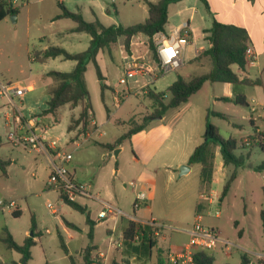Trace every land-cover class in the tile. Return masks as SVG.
Returning <instances> with one entry per match:
<instances>
[{
  "label": "rangeland",
  "instance_id": "1",
  "mask_svg": "<svg viewBox=\"0 0 264 264\" xmlns=\"http://www.w3.org/2000/svg\"><path fill=\"white\" fill-rule=\"evenodd\" d=\"M57 1L62 3L69 12L79 13L85 21L93 22L95 18H100L105 26L127 27L142 23L147 16L140 12L135 0H12V8L17 10L14 14L15 21L11 20V16H7L0 22V84L17 83L21 87L33 88V91L26 92L19 100L21 105H18V108L25 116L29 115V111H35L36 113L33 114H37L46 107L48 91L56 82L53 78L47 77L45 72H68L74 65V62L64 61L61 58L48 60L43 64L34 62L31 58L42 49L51 46L63 48L69 53H79L84 51L89 43L88 35L68 32L74 27L71 20L55 19L60 13ZM195 2L197 3L194 9L200 5V12L192 14L194 20L191 22L197 27L201 26L199 17L205 8L197 0ZM101 8L109 9V14L98 16ZM91 10L96 16H93ZM193 11V7L187 5L180 17L188 19ZM170 18L164 27L166 31L178 20V17L173 14ZM139 40L144 42V37L138 35L132 42ZM187 41L183 42V64L180 68L167 74L154 72L149 75L147 73L137 75L145 77L133 78L125 75L120 68L117 44L112 45L109 52L100 51L96 62L104 78L105 88H100L92 63L87 64L84 73L92 120L95 125L92 124L91 127L90 120L85 134L81 132L80 127H74L68 131L67 127L72 123L71 120L78 116V108L69 106L61 107L55 116L42 115L39 124L49 129L48 135L51 138L58 139L59 150L71 155L72 159L66 168L70 172L74 170V178L88 188L92 197L122 212V227H125L128 216L133 217V214H137L146 217L151 213L157 222L172 230L189 228L197 217L201 226L214 229L218 238L227 241V244L224 246L217 242L215 248L208 251L213 257L212 264H239L240 255L246 251L239 243V231L234 221L241 218L244 205H247L248 219L242 226L250 233L251 247L248 249L251 253L246 254L252 264H258L256 256L252 253L264 250V231H262L260 216V212L264 213V190L261 189L264 184L252 180L250 195L239 187L237 190L232 187L219 201L222 187L234 167L226 166V172L224 171L225 175H223L218 166L219 162H222L218 152L215 159L214 181L209 189L204 188L199 182L198 165H192L191 169L183 175H180V167L185 165L188 154L192 153L190 152L192 145H199L202 141L206 114L212 112L225 115L222 119L209 114L208 121L217 128L222 138L241 141L235 154L245 156L248 153L249 158L245 164L250 163L255 166L264 161V152L259 145L252 143L251 138L255 134V129L247 120L251 114L250 109L256 107L257 97L262 95L264 89L244 87L248 92L249 107L247 108L219 101L223 85L205 82L178 108L168 109L162 121L150 119L153 120L152 126L166 125L172 127L174 132L172 138L162 145L148 168L137 163V156L127 139L121 141L119 146L111 151L101 146V144H113L132 126L141 124L143 118L153 116L155 104L142 90L146 81H150L148 87L151 91L155 87L156 92H166L177 77L188 80L191 76L208 71L207 63L199 66L190 62L193 58L191 45ZM138 47L140 54L145 57V61L154 71L156 66L151 61L152 56L150 57L147 47L144 45ZM258 51L257 65L253 68L249 67L247 74L261 76L264 79V40L260 41ZM232 69L236 70V67L232 66ZM152 76H157L154 84H151L154 80ZM135 79L137 83H134ZM168 98V96L165 98V103ZM251 98H254L253 103ZM253 116L255 117V114ZM3 122L0 116L2 141V134L12 130V126L5 127ZM235 124H239V128ZM256 124L264 130V124L258 120ZM94 127L97 130H94ZM170 145L174 148L173 153L162 158L163 151ZM115 151H117L116 156L113 154ZM0 159L9 162L5 169L7 176L0 171V200L13 201L16 208L17 205L21 208V216L18 218L12 219L9 213L3 212L4 219L9 221V226L13 228L14 234H17V239L24 235L28 226L31 228L30 217L33 216L34 219L38 236L35 247L31 250L32 259L29 264H46V262L70 264L59 246L58 234L63 237L64 244L76 264H83V250L88 245L94 247L92 256H95L96 252L107 251L106 231L112 223L110 218L101 221L96 219V213L99 210L97 202L87 199L76 200L75 202L85 209L84 213L75 211L61 202L57 193L45 186L46 160L34 153L11 147L4 142L0 146ZM55 162L59 163L58 160ZM238 171L243 177L247 168L240 167ZM141 173L154 179V184L146 187V184L140 182L138 177ZM142 191L147 195L151 192L152 198L134 211L133 202L136 193ZM240 196H244L245 202ZM48 202L58 210L55 215L46 208ZM87 218L94 223L91 241L88 238ZM66 223L73 225L74 228L67 226ZM46 230L49 233H46ZM30 232L31 229H29V235ZM161 237H167L163 242L165 250L168 248L166 245L168 243L187 241L186 235L176 231H167L156 240H161ZM0 250L3 251V256L0 257L2 264H13L11 261L20 257L16 252L6 249L2 243H0ZM133 256L135 259H129V263L139 264L138 261L141 258L136 254Z\"/></svg>",
  "mask_w": 264,
  "mask_h": 264
},
{
  "label": "trees",
  "instance_id": "2",
  "mask_svg": "<svg viewBox=\"0 0 264 264\" xmlns=\"http://www.w3.org/2000/svg\"><path fill=\"white\" fill-rule=\"evenodd\" d=\"M181 0H158L156 3L147 2V18L142 23H136L131 26L122 27L119 25L104 26L97 20L87 22L79 13L69 12L62 3L57 1V7L60 13L55 19H69L74 23L69 33H84L89 36V43L87 48L79 53H69L63 48L51 46L47 47L38 54L32 57V61L37 63H44L48 59L61 58L64 61L74 62L71 71H48L47 77L53 78L56 82L54 86L48 91L49 100L47 101V108L43 110L40 115L55 116L57 111L64 106L71 108L79 107L78 116L71 120L72 123L68 125L67 130L71 131L74 127H80L85 134V130L92 120L91 107L88 100V91L85 85L84 73L88 63H92L95 69L96 78L99 82L100 88L104 89L103 76L96 62L97 54L100 51L109 52L110 47L114 45L119 38L123 39L124 50L128 51L130 42L133 37L142 35L146 38V45L151 52L153 61L158 64L159 59L155 52L152 36L156 33H163L164 26L167 23V6L171 3H176ZM204 5L205 9L209 11L206 0H199ZM17 12L12 8V0H0V22L7 16L14 15ZM206 39L209 47L202 51L198 56L193 58L190 62L203 66V63L208 64V71L201 75L191 76L188 80L177 77L176 80L168 87L166 92H153L150 89L146 91L147 97L155 104V112L153 116H146L143 118L141 124L134 125L125 134L118 137L113 144H101V146L109 151L118 147L121 141L129 139L133 134L143 130L148 121L153 117L163 116L168 109H173L195 94L205 82L209 83H227L231 86L232 98H224V101L231 102L235 105L247 106L245 96L243 93L244 87L256 86L259 84L258 80H250L248 78H240L233 70L232 66H236L239 70L244 71L246 62L244 52L249 45V36L243 27L226 24L212 19L211 27L206 31ZM168 101L165 103L166 97ZM214 115L222 119L224 115L220 113H207L204 122V132L202 141L197 145L187 160V165H198V179L200 184L209 189L214 170V153H218L222 160L223 167L232 165L234 170L229 178L225 181L221 198L228 192L231 183L236 177V169L240 167H247L254 171L264 170V161L257 166L245 164L249 158L248 153L245 156L236 155L235 152L241 145L233 138H222L217 128L208 121V115ZM82 133V134H83ZM264 137V133L254 134L251 138L253 144L259 145L262 152H264V143L260 139ZM7 160L0 159V171L3 175L6 174ZM63 203L68 205L75 211L84 213L85 209L79 206L76 202L63 200ZM12 216L17 218L19 211L12 212ZM262 231H264V214L261 213ZM31 222V237L24 239L21 245L15 243L11 235L6 229H3V236L1 241L6 245L7 249L18 253L21 256L20 264H27L30 260V249L35 245L34 237L38 234L35 231L33 216L30 217ZM89 224L88 238L91 241L93 235L94 223L87 218ZM67 226L74 228L73 225L66 223ZM151 232L149 226H144L137 221L127 220L125 227L121 230L123 238V245L131 248L140 247L146 244V248H153L154 241L147 238V234ZM59 246L70 264H76L73 257L69 254L67 247L64 244L63 237L58 234ZM136 246H133L136 244ZM94 250L92 245H88L83 250V264H91V253ZM162 251H158V258L156 264H165V260L161 255ZM194 264H212L213 257L206 251H198L194 254ZM15 264V263H13ZM110 264H122L120 262L112 261ZM239 264H250L248 255L243 252L240 255Z\"/></svg>",
  "mask_w": 264,
  "mask_h": 264
},
{
  "label": "crops",
  "instance_id": "3",
  "mask_svg": "<svg viewBox=\"0 0 264 264\" xmlns=\"http://www.w3.org/2000/svg\"><path fill=\"white\" fill-rule=\"evenodd\" d=\"M135 1L137 3V8L144 15V14H147V4L146 3L147 2L156 3L158 0H135ZM195 1L196 0H181V1L176 2V3H171L167 6V24H168V20L171 19L170 18L171 14H173V16H175V17H178V20L176 22L172 23V25L169 27L168 31H166L164 28L163 34L169 35L170 33L174 32V31H179L180 37L183 40H188L187 42L191 45L192 58H195L202 51H204L205 49H207L209 47L208 41L206 39V36H207L206 31L211 27L212 19L214 18L217 21L222 22V23L243 27L248 33L249 45L255 51L256 56L259 55L258 49L260 46V41L264 40V0H206V2L208 4V8H209L208 10L209 11L204 9V12L200 13L199 20L201 22V26H197V27L193 26L192 22H191L192 20H194V19H192L193 18L192 14H197L198 12H200V5H197V9L195 8L196 10L194 9V7L196 6V3H197ZM197 1L200 4H202L201 1H199V0H197ZM187 5L188 6L191 5L193 7L194 11L189 15L188 19L181 18L180 14L182 13L183 9L186 8ZM90 12L93 13V16H96L94 11L92 12V10H91ZM99 12L100 13H98L99 14L98 16H103V15H108L110 11H109V9L101 8V10ZM114 12L116 13V11H114ZM146 18H147V16H146ZM94 20H97L99 23H101L100 18H95ZM135 37H133L131 42H130L128 52L123 49V39L122 38H121V40L118 39L117 42L115 43V44H117L118 52L120 55V68H122L124 72L127 69H132V68L136 69V70L138 69V71H141L142 74H137V75H144L145 73H147L148 75L150 73L152 74V68L145 61V57L142 54H140V52H139L140 48L138 47L139 45H144L147 47L146 38L143 36L144 42L139 40V41L133 43L132 41ZM89 39L90 38H88V40ZM147 49H148V47H147ZM41 51H43V49ZM148 51H149V49H148ZM133 52H135V54ZM149 53H150V57H151V52L149 51ZM55 59H57V58H55ZM48 60H52V59H48ZM47 61H45L44 63H46ZM151 61H152L153 65H155L156 68H158V65L153 61V59H151ZM256 61H257V57H256ZM39 64H43V63H39ZM249 67H251V66L246 65V68L244 71L239 70L237 67H236V70L235 69L234 70L232 69V70L240 78H248L250 80H258L259 81L258 85L250 86V87L256 88V89L257 88L258 89H264V79H262L261 76H258V77L249 76L247 74V70ZM45 73H47V72H45ZM45 73H43V74H45ZM137 75L136 76H130V77H133V78L134 77H145V76H137ZM240 75H242V76H240ZM152 78L154 80L151 84H154L155 78H157V76H152ZM84 79H85V76H84ZM149 82L150 81H146L144 83V85L142 86V90L144 91V93H146V91L148 89H150L148 87ZM134 83H137V79L134 80ZM85 85H86V81H85ZM222 85H223L222 91L220 93L221 97L218 100L224 101V98H228V99L232 98L231 86L227 83H224ZM27 87H30V86H27ZM86 87H87V85H86ZM144 87L147 88L146 91H145ZM30 88H31V90L29 92L33 91V88L32 87H30ZM153 88H154V90H152V91L156 92L155 87H153ZM262 91H264V90H262ZM243 93H244L245 100L247 103L246 107L248 108L249 107L248 98H247L248 92L245 88L243 89ZM48 100H49V96L47 97V101ZM250 100L252 103L254 102V98H251ZM47 101H46L45 109L47 108ZM228 103H231V102H228ZM255 105H256L255 108L252 107L250 109L251 114L247 118V120L255 129V133L260 134V133H264V130L260 129V127L256 124V122L258 120L262 124H264V92H262V95L260 94V96L257 97V101H256ZM179 106H177L176 108H178ZM75 108H78V111H77V115H78L80 108L79 107H75ZM45 109H43V110H45ZM173 109H175V108H173ZM42 111L37 112V114H33V113H36L35 111H29V115L37 116L39 121H40V119L42 117V115H40V113ZM0 113H1L0 116H2L3 121H4L3 125L5 127L11 128V126L15 122L14 113L12 112V110L9 109V105L7 103V100L5 98H1V97H0ZM220 114H222V113H220ZM254 114H255V117L253 116ZM28 116H25V117H28ZM163 116L161 117V119H157V118L156 119L152 118V119H154V121H162ZM152 121L153 120L148 121L146 127L143 130L133 134L129 139H127V141L132 146V148L135 152V155L137 156L136 157L137 163H139L141 166L146 167V168H148L150 166L151 162L153 161L154 157L159 152V150L161 149V147L165 143V141L172 138L173 132H174V129H172V127H167L166 125L161 124L158 126L157 125L152 126ZM92 124H94L93 120H91V127H92ZM235 126L239 128V124H235ZM94 130H97V129L94 127ZM6 135H7V132L5 131L1 136L3 138V141L0 138V146H2L3 143L5 142L6 144L10 145L11 147L21 148L19 146H15L11 142H9L6 138ZM260 141L262 143H264V137H262L260 139ZM197 145L196 144L192 145L193 147H191L192 149L190 152H192L193 149ZM21 149H23V148H21ZM173 150H174V148L171 145L166 147L165 150L163 151L164 154L161 157L164 158L166 155L173 153ZM217 152H218V150L216 149L215 153H214V170H213L212 182L214 181V173H215V166H216L215 159L217 156ZM190 154H188V156H190ZM35 155L40 156L41 158L46 160V168H47V176H48L49 175V161L42 154H35ZM71 159H72V157H71ZM1 160H3V159H1ZM57 160H58L57 158L54 159V161H57ZM185 165L189 167V170L191 169L192 165H187V162L185 163ZM218 166H219V170L221 169L220 171L223 172V175H225L224 171L226 172V167H223L222 162H219ZM255 166H257V165H255ZM238 169H236V177L233 180V182L231 183L229 190L232 187H235V189L237 190V188L239 187L243 190V192L246 193V191H247V193L250 195V193L252 194V190L250 187L252 180L259 181L261 184H264V170L257 172V171H254L253 169L247 168V172H245L243 177H241ZM146 172H148V171H146ZM69 173L71 174L73 179L79 183V181H77L74 178V170H72V172L69 171ZM5 175L7 176V172ZM146 175L147 174L142 175V173H141L139 175L138 179L140 182H143L144 184H146L145 186L147 187V186H150V184H154V179H151L150 177H148ZM261 189L264 190V186H261ZM145 195L147 197L146 201L151 200V198H152L151 192L149 193V195H147V194H145ZM240 197H241V200L245 202L244 196H240ZM221 199L222 198H220L219 201H221ZM80 200H85V199H80ZM210 201L211 200H209V202ZM144 203H145V201L142 202L141 205ZM247 209H248L247 205H244V208H243L242 213H241V218L238 220H235L234 224H235V226L238 227V231H239L238 240H239V243L243 245V247H242L243 250L246 251L245 253H251L248 249L251 247L250 246V241H251L250 233L248 230H245V228L242 226L243 224H245L247 222V219H248L247 218L248 217V210ZM16 211H19L18 217H20L21 216V208L19 207V205H17ZM3 212L4 211L0 212V214L2 216L0 218V243H2L5 246V248L7 249L6 245L1 241V237L3 236V229H6L7 232L11 235L12 239L15 241V243L18 245H21L25 238L30 237L29 236V229H30L29 226L27 227L24 235H21V237H19L17 239V237H16L17 234H14L13 228L9 226V221L7 219H4V213ZM6 212L12 216V212H9V211H6ZM261 213L262 212H260V215H261ZM262 214H264V213H262ZM13 218L14 217L12 216V219ZM109 218L111 219L112 224H111V227L106 231V233H107V241H106L107 251L104 253L105 257L104 258H98L97 254L100 251L96 252L95 256L91 255V262H92L91 264H110L112 261L120 262L122 264H130L129 259H131V260L135 259V257L133 256L135 254L141 258V260L138 261L139 264H156L159 250L162 251L161 255L162 254L164 255V253L167 250L175 251V250L179 249V247L183 244V243H173V244L168 243V244H166L168 246V248L166 247L167 250H165L163 242L166 240L167 237H161L162 241L158 240V239L153 240L154 241V247L151 249L146 248V244L143 246H140L138 248L134 247L132 249L131 248L132 245L126 246V245H123V243H122L121 247L114 248L110 244L109 240H110V238L113 241L117 240L118 237L121 235V230L123 229V227H122L123 217L121 216L120 218H115V219L112 217H109ZM150 218L155 219L154 217H152L151 213H149V215L146 217H141L137 214H133V217L128 216L127 220H134L137 222H143V221H146ZM46 233H49V232H46ZM33 241L36 244V237L33 238ZM136 245H137V243L134 244L133 246H136ZM33 247H35V245ZM32 248L30 249V260L32 259V253H31ZM2 254H3V251L0 250V257L3 256ZM16 254H18V253H16ZM252 254L254 256H256L258 264H264V250H262L260 252H255V253L253 252ZM163 255H162V257H163ZM20 259H21V256L19 258H15V260L11 261V263L20 264ZM136 260H138V259L136 258ZM249 260H250V258H249ZM29 261L27 262V264H29ZM0 264H2V263L0 262ZM46 264H48V263L46 262ZM250 264H252L251 260H250Z\"/></svg>",
  "mask_w": 264,
  "mask_h": 264
},
{
  "label": "built area",
  "instance_id": "4",
  "mask_svg": "<svg viewBox=\"0 0 264 264\" xmlns=\"http://www.w3.org/2000/svg\"><path fill=\"white\" fill-rule=\"evenodd\" d=\"M152 41L159 59L157 65L160 66L159 68H155L152 73L159 72L161 74H167L182 66L184 40L180 37L179 31H174L169 35H165L161 32L156 33L152 36ZM244 57L246 65L256 67L257 56L250 45L246 47ZM137 74L142 73L138 71V69L136 70L133 68L125 71L127 77ZM120 82L122 83L123 80L121 79ZM30 90V87H21L17 83L0 84V97L7 100L9 109L14 113L15 119L12 130L7 132V140L13 145L19 146L28 152L42 154L47 158L49 161V175L45 180V186L47 189L55 191L61 202H63L64 199L72 202L78 199L94 200L99 205V210L96 213V219L98 221L109 217L115 219L122 216L120 210L98 198L92 197L84 184L78 183L73 179L66 168V164L71 160V155L59 150L58 139H53L48 135L49 129L39 124L37 116L30 115L25 117L19 110L18 105H21L19 100ZM15 101L16 103H14ZM55 158L58 159L59 163L54 161ZM146 200L147 197L143 191L136 193L133 202V210L138 209L141 203ZM46 208L54 215L58 211L49 202L46 204ZM16 210V204L13 201L0 200V212H14ZM139 223L151 228V232L147 234V238H150V240H155L157 237L166 234L167 231H176L187 236V241L184 242L179 249L175 251L167 250L164 253L163 258L165 264H194L193 257L196 252H208L215 248L217 242L222 243L224 246L227 244V241L218 238V234L214 229L201 226L198 217L187 229L172 230L151 218ZM46 232L48 231L46 230ZM109 241L114 248H118L122 246L123 238L122 235H120L117 240L113 241L110 238ZM97 257L104 258L105 255L103 252H99Z\"/></svg>",
  "mask_w": 264,
  "mask_h": 264
},
{
  "label": "water",
  "instance_id": "5",
  "mask_svg": "<svg viewBox=\"0 0 264 264\" xmlns=\"http://www.w3.org/2000/svg\"><path fill=\"white\" fill-rule=\"evenodd\" d=\"M15 19H16V17L14 16V15H11V20L14 22L15 21ZM160 66L158 65V68H159ZM157 119H161V116H157ZM114 156H116V154H117V151H115L114 153ZM189 170V167L188 166H186V165H182L181 167H180V175H183V174H185V173H187V171ZM30 237L32 236V233L30 232V235H29Z\"/></svg>",
  "mask_w": 264,
  "mask_h": 264
}]
</instances>
